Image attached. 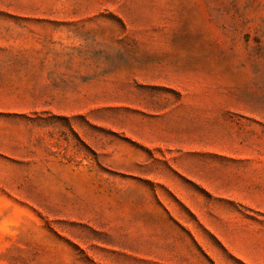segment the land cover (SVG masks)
<instances>
[{
	"label": "rangeland",
	"instance_id": "1",
	"mask_svg": "<svg viewBox=\"0 0 264 264\" xmlns=\"http://www.w3.org/2000/svg\"><path fill=\"white\" fill-rule=\"evenodd\" d=\"M0 85V264H264V0H0Z\"/></svg>",
	"mask_w": 264,
	"mask_h": 264
},
{
	"label": "crops",
	"instance_id": "2",
	"mask_svg": "<svg viewBox=\"0 0 264 264\" xmlns=\"http://www.w3.org/2000/svg\"><path fill=\"white\" fill-rule=\"evenodd\" d=\"M14 62H17V61H15L14 59H10L9 61H7L6 63H10V64H13ZM4 74H5V72H3ZM2 87H5V85H0V88H2ZM10 87L12 88L13 87V85H10ZM17 95H18V93H16Z\"/></svg>",
	"mask_w": 264,
	"mask_h": 264
}]
</instances>
